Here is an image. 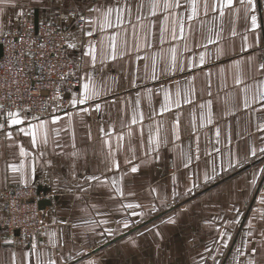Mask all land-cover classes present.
<instances>
[{
    "label": "crops",
    "instance_id": "0c3cea01",
    "mask_svg": "<svg viewBox=\"0 0 264 264\" xmlns=\"http://www.w3.org/2000/svg\"><path fill=\"white\" fill-rule=\"evenodd\" d=\"M27 1L86 15L70 47L81 82L40 119L46 143L20 131L37 120L0 116V191L50 202L18 237L0 199V264H264V0L223 14L196 0L195 17L193 0H0V33ZM84 83L97 94L81 104Z\"/></svg>",
    "mask_w": 264,
    "mask_h": 264
},
{
    "label": "built area",
    "instance_id": "2783aa9c",
    "mask_svg": "<svg viewBox=\"0 0 264 264\" xmlns=\"http://www.w3.org/2000/svg\"><path fill=\"white\" fill-rule=\"evenodd\" d=\"M105 1V0H97ZM31 4L18 6L11 23L0 34V116L18 112L27 121L68 110L81 79L70 53L75 31L86 15L77 9L57 11L44 18ZM22 13V15H21ZM43 193L33 185H15L0 191L2 226L13 236H30L42 230L45 220L39 208Z\"/></svg>",
    "mask_w": 264,
    "mask_h": 264
},
{
    "label": "snow or ice",
    "instance_id": "6c2138e0",
    "mask_svg": "<svg viewBox=\"0 0 264 264\" xmlns=\"http://www.w3.org/2000/svg\"><path fill=\"white\" fill-rule=\"evenodd\" d=\"M247 2H248V4L251 5V4H253L254 0H247ZM241 3H244V0H241ZM232 4H233V0H220L221 14H223V9L224 8L231 7ZM177 6H179V5H177ZM204 7H205V11H206L207 7H208L206 2H205ZM112 11H113V9H111V8L107 9V11L105 13V18H107V16H109ZM21 15H22V13H21ZM196 15H197L196 0H193V3H192V16L195 17ZM251 24H252L253 28L259 27V25L257 24V18H256L255 15H253L251 17ZM70 47H75V45H70ZM88 54L92 56L93 60H95L94 49H90ZM200 59H201V62H203L204 57L201 56ZM262 67H264V65H262ZM83 89H84V95L78 101L81 104L86 103L89 99H92L93 96H95L97 94L95 92V90L90 87V85L88 83H84L83 84ZM261 98L264 99V93H261ZM72 103L76 104L77 101L73 100ZM2 107L3 106L0 105V108H2ZM7 115L10 118L11 123L14 124V125H19V124L23 123V120L19 118V113L18 112H16V113L8 112ZM33 119L37 120L38 123L37 124H30L29 125V129H30L29 131H25L24 128H21L20 131L24 132L26 135H31L33 144L37 143L38 135L41 136L42 139H43V142L46 143L47 142V127H46L47 122L40 120V118L38 116H34ZM59 119H60L59 117H54L52 122L55 123ZM133 122H135V119H134ZM2 127H3V125H0V128H2ZM8 135H9V137L11 136L10 133ZM261 151H264V149H261ZM20 154H21V156H26L27 155V153L25 152L23 147H21V149H20ZM254 154H255V150H253V155ZM10 167H11V170L13 172H17V171H20L23 168V165H21L20 168H17L16 165H10ZM117 167H118V165H117ZM136 170L137 169L135 167L132 168L133 172H135ZM128 207H132V205H128Z\"/></svg>",
    "mask_w": 264,
    "mask_h": 264
},
{
    "label": "water",
    "instance_id": "95a60500",
    "mask_svg": "<svg viewBox=\"0 0 264 264\" xmlns=\"http://www.w3.org/2000/svg\"><path fill=\"white\" fill-rule=\"evenodd\" d=\"M39 20V13L38 11L36 12V24L38 23ZM2 52V46L0 45V53ZM50 202L46 199H42L39 201V206L40 208H44L45 206H47Z\"/></svg>",
    "mask_w": 264,
    "mask_h": 264
},
{
    "label": "rangeland",
    "instance_id": "374dc122",
    "mask_svg": "<svg viewBox=\"0 0 264 264\" xmlns=\"http://www.w3.org/2000/svg\"><path fill=\"white\" fill-rule=\"evenodd\" d=\"M20 3H23V1L22 2H20ZM18 4V3H17ZM26 4H31V5H33V6H35V8L37 9V11L39 12L40 10H39V8L38 7H36V6H38L39 4H38V2L37 1H35V2H28L27 1V3ZM17 8V7H16ZM40 13V12H39ZM55 14V13H54ZM54 14H53V16L52 17H44V18H53L54 17ZM4 31V30H3ZM2 33V32H1ZM0 33V34H1Z\"/></svg>",
    "mask_w": 264,
    "mask_h": 264
}]
</instances>
